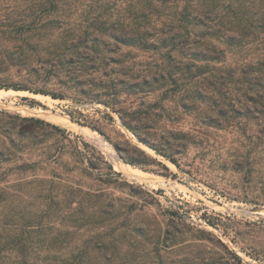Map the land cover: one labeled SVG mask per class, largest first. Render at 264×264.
<instances>
[{
	"label": "rangeland",
	"instance_id": "obj_1",
	"mask_svg": "<svg viewBox=\"0 0 264 264\" xmlns=\"http://www.w3.org/2000/svg\"><path fill=\"white\" fill-rule=\"evenodd\" d=\"M46 1L0 0V84L45 90L60 97L36 94L29 89L0 88V111L39 117L65 128L76 142L82 138L101 150L113 169L120 172L115 176L116 184L108 190L128 212V224L147 226L150 230L148 239L141 245L144 249L139 247L138 254L153 257L158 249L167 264H264V106L258 98V94H264V80L259 78L264 73V24L257 22L255 36L241 38L243 41L239 43H234L235 40L225 43L219 37L207 36L212 48L199 47L197 50H205L203 52L211 59L196 61L206 65L207 75H214L207 84L208 95L203 102L191 96L184 98L187 96L184 88H190L196 80L191 76L180 79L178 85H163L162 81L153 83L143 95L144 104H141V95L121 97L122 105L129 111L150 109L151 117L144 121L142 132L155 137L171 128L192 132L208 128L207 140L190 144L177 155L180 169L140 142L122 124L117 112L82 94L64 75L57 57L48 55L42 47H35L37 41L26 39L28 34L52 30L85 26L96 30L95 17L107 19L110 25L105 28L108 30L113 29V23L118 30L122 24L128 30L135 26L144 30L156 16H165L166 10H152L149 0H63L57 9ZM240 1L246 6L253 1L257 5L264 4V0ZM261 13L260 10L255 18H260ZM228 20L233 35L235 14L230 13ZM154 26L160 29V22ZM123 51L139 70L157 71L170 60V54L184 62L192 61L191 51L174 52L170 47L134 46L124 47ZM191 70L193 74L197 72L196 66H191ZM175 90L179 94L177 98L173 97ZM182 103L188 106L183 107ZM204 107L209 108L213 116H217L220 109L245 112L252 107L261 119L222 118L208 125L197 117ZM6 128L0 123L1 137ZM244 129L252 132L249 137ZM49 131L47 126L41 128L44 142L40 144H32L28 139L18 141L21 147L7 143L16 161L1 162L0 175L13 179L22 175L63 172L54 158L45 160L55 140ZM135 146L161 160L169 168L168 175L158 165L133 166L120 158L122 152L143 159ZM19 157L46 162L25 170L18 167ZM70 158L65 154L58 161L63 163ZM133 170H138L142 176L133 175ZM2 213L0 220L4 221L6 210ZM175 224L180 232L164 233L167 227Z\"/></svg>",
	"mask_w": 264,
	"mask_h": 264
},
{
	"label": "trees",
	"instance_id": "obj_2",
	"mask_svg": "<svg viewBox=\"0 0 264 264\" xmlns=\"http://www.w3.org/2000/svg\"><path fill=\"white\" fill-rule=\"evenodd\" d=\"M48 2L54 9L63 4V0H47L46 3ZM148 3L152 10L163 9L167 13L162 17L156 16L154 22L146 25L144 30L139 26L128 30L123 24L118 30L114 23L111 24L113 29L108 30L105 25H110L109 21L95 17L93 26L96 30H90L89 26L52 30L43 34H28L26 39L37 41L35 47H42L48 55L57 57L64 75L82 94L117 112L122 124L140 142L181 169L177 155L183 153L188 145L201 144L204 139L207 140L208 128L195 132L171 128L155 137L149 132H142L144 121L151 117L150 109L129 111L122 105L121 97L141 95L139 98L141 104H144L143 95L153 83L162 81L163 85H178L180 79L185 80L191 76L196 80L190 88H184L187 94L184 98L191 96L195 101L203 102L208 95L207 84H210V78L214 75H207L206 65L197 64L196 61L211 59L203 52L212 48L209 47L207 36L219 37L225 43L234 40V43H239L243 41L241 38L255 36L257 22L264 24V4L257 5L253 1L246 6L240 0H149ZM260 10L261 17L257 19L255 17ZM230 13L235 14L236 18V24L231 28L233 35L228 28ZM239 18L242 22H239ZM157 22H160V29L154 26ZM192 34H195L194 38L191 37ZM192 45H195L194 48ZM134 46L155 49L170 47L174 52L180 53L189 50L190 59L194 62H184L170 54V60L157 71L139 70L129 62L127 52L123 51L124 47ZM199 47L205 50L198 51ZM191 66L197 68L194 74ZM259 78L263 81L264 73ZM0 88L29 89L4 84H0ZM29 90L51 95L53 98L60 97L45 90ZM173 95L178 97L177 90ZM258 98L264 106V94H258ZM182 105L188 106L187 103ZM209 108H202L197 116L208 125L209 122H218L222 118H240L246 121L261 119L259 114H255L258 111L251 110L252 107H248L245 112L220 109L217 116H213ZM0 114V123L7 127L5 131L2 129L4 133L0 136V163L16 161V155L7 143L17 147L19 140L28 139L32 144H40L44 142L41 128L47 126L50 128L49 134L55 140L45 160L54 158L57 166L63 169V172L50 175L31 174L13 179L0 175V209L2 212L3 209L6 210L7 218L0 220V264L168 263L158 249L153 257L138 254L137 249L148 239L150 230L147 226L128 224V212L108 190L116 184L115 176L120 175V172L113 169L112 163L95 144L82 138L81 142H76L65 128L39 117L11 115L4 111H0ZM262 118L264 119V114ZM91 127L101 132L95 126ZM243 132L248 137L252 133L247 129ZM259 133L262 135V132ZM114 145L122 151L117 143ZM135 150L143 159L128 153L120 152V155L133 166L158 165L168 175L169 168L161 160L148 155L137 146ZM65 154L71 157L70 161L59 163V158ZM19 159L21 163L18 167L25 170L46 162L32 157ZM172 215L175 217L176 214ZM173 230L180 232L181 229L175 224L167 227L164 233L171 235ZM141 248L144 249L143 246Z\"/></svg>",
	"mask_w": 264,
	"mask_h": 264
},
{
	"label": "bare ground",
	"instance_id": "obj_3",
	"mask_svg": "<svg viewBox=\"0 0 264 264\" xmlns=\"http://www.w3.org/2000/svg\"><path fill=\"white\" fill-rule=\"evenodd\" d=\"M8 91V90H7ZM65 124H66V122H65ZM134 171V170H133ZM132 171V172H133ZM143 173V172H142ZM131 174V173H130ZM133 175H136V176H140L141 175V173L138 171V170H136V171H134L133 173H132ZM142 176V175H141Z\"/></svg>",
	"mask_w": 264,
	"mask_h": 264
},
{
	"label": "water",
	"instance_id": "obj_4",
	"mask_svg": "<svg viewBox=\"0 0 264 264\" xmlns=\"http://www.w3.org/2000/svg\"><path fill=\"white\" fill-rule=\"evenodd\" d=\"M37 94V93H36ZM120 158H122L121 156H120Z\"/></svg>",
	"mask_w": 264,
	"mask_h": 264
}]
</instances>
